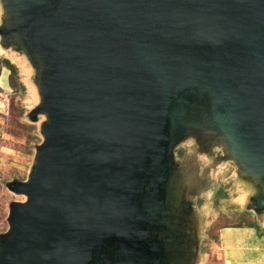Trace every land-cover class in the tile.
I'll use <instances>...</instances> for the list:
<instances>
[{
	"label": "water",
	"instance_id": "water-1",
	"mask_svg": "<svg viewBox=\"0 0 264 264\" xmlns=\"http://www.w3.org/2000/svg\"><path fill=\"white\" fill-rule=\"evenodd\" d=\"M0 21L47 120L0 264H92L113 243L136 264L147 188L188 136L256 180L264 225V0H0Z\"/></svg>",
	"mask_w": 264,
	"mask_h": 264
},
{
	"label": "rangeland",
	"instance_id": "rangeland-1",
	"mask_svg": "<svg viewBox=\"0 0 264 264\" xmlns=\"http://www.w3.org/2000/svg\"><path fill=\"white\" fill-rule=\"evenodd\" d=\"M33 66L22 52L4 45L0 37V238L10 230V207L28 201L12 189L30 179L44 143L41 129L47 120L35 110L39 94ZM174 152L184 173V197L193 206L191 225L196 228L200 246L196 263L225 264L219 244L221 231L258 222L257 214L250 210L249 197L259 186L238 170L216 136H188ZM243 235L225 232L223 242L232 236L236 246ZM232 257L230 254L229 264H234Z\"/></svg>",
	"mask_w": 264,
	"mask_h": 264
},
{
	"label": "flooded vegetation",
	"instance_id": "flooded-vegetation-1",
	"mask_svg": "<svg viewBox=\"0 0 264 264\" xmlns=\"http://www.w3.org/2000/svg\"><path fill=\"white\" fill-rule=\"evenodd\" d=\"M173 165L165 174V181L155 189L147 188L145 199L150 200L154 210L146 230L136 264H194L196 261V228L193 206L184 197V173L179 168L178 153L174 152ZM141 239V238H140ZM122 252L121 245L113 243L106 250L96 255L92 264H133ZM141 260V261H140Z\"/></svg>",
	"mask_w": 264,
	"mask_h": 264
},
{
	"label": "crops",
	"instance_id": "crops-1",
	"mask_svg": "<svg viewBox=\"0 0 264 264\" xmlns=\"http://www.w3.org/2000/svg\"><path fill=\"white\" fill-rule=\"evenodd\" d=\"M225 232H236L237 234L240 232L244 235L238 237L237 244L234 246L231 241L232 236L228 237L227 243L223 242ZM219 244L225 264H229L230 254L233 255L234 264H264V225L256 220L249 226L223 229Z\"/></svg>",
	"mask_w": 264,
	"mask_h": 264
}]
</instances>
